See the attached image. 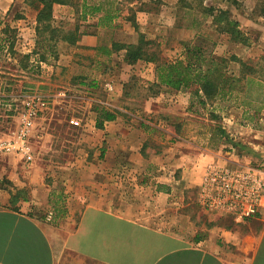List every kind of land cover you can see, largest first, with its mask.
I'll return each instance as SVG.
<instances>
[{
  "label": "rangeland",
  "instance_id": "1",
  "mask_svg": "<svg viewBox=\"0 0 264 264\" xmlns=\"http://www.w3.org/2000/svg\"><path fill=\"white\" fill-rule=\"evenodd\" d=\"M81 1L72 6L55 5L52 25L63 32L79 28L87 36L98 38V49L71 46L60 41L56 48L57 57L48 54L47 61L38 62L39 55L32 54L38 49L37 9L33 0H0V37L8 36L1 34V29L8 25L9 34L15 39L11 49L8 43L0 52V132L10 134L16 127L15 136L25 101L29 98L43 101V110L35 120L38 122L34 128L37 137L31 136L30 143L34 148L33 156L44 155L41 160L48 176L51 175L46 179L51 186V195L54 192L63 195L71 178L80 181L78 173L71 171L94 170L97 164H104L105 170L113 169L114 163L108 156L116 153L111 145L113 137L111 140L108 133H98L88 115L102 103H108L107 107L114 110L116 107L121 109L116 110L117 119L124 123L126 138L142 141L139 152L148 157L166 153L179 158L188 153L179 142H187L194 149H199L196 152L206 159L213 157L215 160L212 161L229 166H206V160L198 162L200 168L196 174L199 179L202 177L200 186L186 192L188 206L185 210L190 217L205 215L196 203L209 211L199 204L198 199L204 180L214 167L233 171L264 170V163L246 160L248 148H251L246 144L253 145V142L261 141L260 138L264 139V119L260 122L261 127L250 133L240 129L241 125H252L243 120V109L220 103L200 106L193 97L195 88L186 92L160 88L154 95L148 90L156 82L154 64L139 62L128 65L124 61L125 52L108 57L104 50H100L114 42L135 44L143 34L153 41L162 59L172 61L180 57L183 43L204 35L216 44L215 53L219 57L234 55L249 62L264 59V17L261 16L264 0H187L186 4L180 0H115L121 16L112 28L96 27L97 19L94 18L84 21L79 6ZM86 1L92 4L100 0ZM210 9L228 10L239 22L249 44L234 43L227 35L217 32L208 12ZM17 15L22 18L16 19ZM26 55L31 57L26 59ZM230 68L237 72L239 67L232 63ZM72 121L79 125L72 124ZM211 125L220 126L225 132L217 145L207 140ZM122 135L118 133L116 137ZM42 136L44 139L40 143L39 137ZM250 151L256 153L257 149ZM133 152L135 150L120 153L127 155ZM152 166L155 167L154 176L158 177L160 164L156 162ZM127 169L128 162L120 164L119 170ZM147 180L141 177L137 183L145 184ZM99 182H103L105 192L117 195L108 199L110 202H119L117 199L123 195L127 200L133 184L125 175L117 178L111 173L99 178ZM53 212L57 213L54 209ZM259 212L250 218H241L240 222L236 220L237 216L231 215V218L235 224H243L247 220L252 222L254 217L252 227L260 230L262 225L256 220Z\"/></svg>",
  "mask_w": 264,
  "mask_h": 264
},
{
  "label": "crops",
  "instance_id": "2",
  "mask_svg": "<svg viewBox=\"0 0 264 264\" xmlns=\"http://www.w3.org/2000/svg\"><path fill=\"white\" fill-rule=\"evenodd\" d=\"M77 45L98 49V38L84 35ZM111 45L106 47L110 54ZM88 113L98 133L113 137L116 153L108 156L114 167L105 170L104 164H97L94 170L71 171L80 181L71 178L63 195H51L46 183L51 175L42 165L41 153L31 163L14 154H0V264H264V207L256 219L260 230L252 227L254 217L252 222L235 224L231 215L206 211L197 203L204 217H190L185 210L186 192L201 183L198 162L226 165L212 161L213 157L206 159L187 142L179 143L191 154L148 157L139 152L142 141L126 138L124 123L106 122L102 131L96 129V113ZM36 121L31 129L34 138ZM15 128L10 134L0 132V142L13 138ZM240 129L251 133L256 128L241 125ZM118 133L123 135L117 138ZM39 138L41 143L44 137ZM260 139L246 144L251 147L248 162L264 163V139ZM254 148L257 152L251 153ZM123 150L135 152L126 155L120 153ZM123 162L129 163V169L119 170ZM156 162L158 177L152 166ZM110 173L130 178L127 200L123 195L119 202L108 201L117 195L105 192L99 178ZM141 177L148 179L147 184L137 183ZM49 212L52 221L46 220Z\"/></svg>",
  "mask_w": 264,
  "mask_h": 264
},
{
  "label": "trees",
  "instance_id": "3",
  "mask_svg": "<svg viewBox=\"0 0 264 264\" xmlns=\"http://www.w3.org/2000/svg\"><path fill=\"white\" fill-rule=\"evenodd\" d=\"M79 0H33L37 9L36 33L37 47L32 54L39 55L38 62L47 61L50 56L57 57L56 48L60 41L71 46H76L81 36L86 35L79 28L68 32L61 31L52 25L53 9L55 5L72 6ZM187 0H180L186 4ZM115 0H100L89 4L86 0L80 3L81 18L97 19L96 27L112 28L115 21L121 16V10L116 6ZM213 18V25L217 32L227 35L229 39L240 45H248L249 39L240 29L239 22L232 18L228 10L208 11ZM261 16L264 17V5L261 7ZM20 15L16 19H21ZM9 26L1 29L0 52L9 43L11 49L14 45V37L9 34ZM216 44L212 43L208 36L199 35L194 40L183 43L180 57L169 61L162 59L153 41L140 34L135 44L112 43L111 54L125 52L124 61L128 65L145 62L155 65L156 82L149 87V92L156 95L160 88L173 92H186L195 88L193 97L200 106L220 103L224 106L243 109V120L252 124L256 129L261 127L264 107V59L256 61H244L237 56L219 57L215 53ZM40 51V52H39ZM106 55H111L104 47ZM31 55L24 58L29 59ZM232 63L238 64V71L230 68ZM27 69L26 65H23ZM157 91L155 92V90ZM97 115L96 128L104 129L106 122L117 119L118 111L105 105L94 109ZM209 143L217 145L224 138V130L218 125L209 126Z\"/></svg>",
  "mask_w": 264,
  "mask_h": 264
},
{
  "label": "built area",
  "instance_id": "4",
  "mask_svg": "<svg viewBox=\"0 0 264 264\" xmlns=\"http://www.w3.org/2000/svg\"><path fill=\"white\" fill-rule=\"evenodd\" d=\"M44 103L39 98L25 101L19 114V129L8 141L0 142V154H14L31 163L34 156L30 143L31 129L42 112ZM78 126L79 123L72 121ZM264 198V170L246 169L233 171L215 168L209 171L199 193L198 202L205 209L239 218H250L256 215ZM54 215L49 212L47 221Z\"/></svg>",
  "mask_w": 264,
  "mask_h": 264
}]
</instances>
